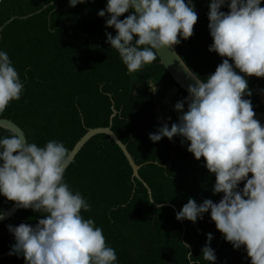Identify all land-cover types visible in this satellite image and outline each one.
Masks as SVG:
<instances>
[{"label": "trees", "instance_id": "1", "mask_svg": "<svg viewBox=\"0 0 264 264\" xmlns=\"http://www.w3.org/2000/svg\"><path fill=\"white\" fill-rule=\"evenodd\" d=\"M106 3L85 0L72 7L68 0H0V28L16 18L3 29L0 50L8 53L24 85L21 98L11 101L0 119L18 125L28 142L43 146L48 140L62 141L69 153L90 129L108 127L114 109L112 131L141 166L139 175L156 203L179 212L189 198L197 204L206 198L218 202L223 194L212 192L215 175L204 167L203 157L197 161L187 151V141L182 145L181 137L171 141L162 137L158 142L149 139V133L159 126L148 84L176 88L177 101L187 93L176 85L157 55L141 70L127 72L117 51L106 43V32L115 35L114 29L105 27L109 14L97 15ZM193 3L197 14L193 33L174 48L192 72L206 79L224 58L208 51L212 43L207 27L210 0ZM221 11L228 8L223 6ZM247 81L252 95L245 98L251 100L254 111L264 112V77L250 76ZM169 117L171 127L177 122L174 107ZM8 134L0 128V136ZM132 174L119 147L108 136L97 135L64 175L70 188L90 205L81 214L102 229L106 244L115 249L117 264H188L183 243L190 246L194 264H208L201 255L206 233L213 236L209 246L215 264H249L244 247L234 249L226 242L208 213L195 223L182 220V225L172 207L151 204L146 188ZM13 204L0 196L3 213ZM41 215L20 209L14 218L1 223L0 254L15 243L6 225L34 226ZM0 264H24V259L11 255L0 259Z\"/></svg>", "mask_w": 264, "mask_h": 264}, {"label": "clouds", "instance_id": "2", "mask_svg": "<svg viewBox=\"0 0 264 264\" xmlns=\"http://www.w3.org/2000/svg\"><path fill=\"white\" fill-rule=\"evenodd\" d=\"M261 2L210 0L208 51L224 59L206 79L187 70L193 82L187 96L174 104L181 113L178 121L149 133L152 142L162 137H181L182 145L187 141V151L197 161L203 157L204 167L215 175L213 194H223L218 202L206 198L197 204L189 198L175 218L195 223L208 213L226 242L234 249L244 247L249 264H264V125L254 118L251 100L245 98L252 95L247 77H264ZM81 3L85 0H68L72 7ZM223 6L227 12L221 11ZM129 9L131 13L119 19ZM106 13L105 27L115 30L114 36L105 33L106 43L117 51L128 73L152 63L161 48L187 40L197 22L193 0H107L97 15ZM148 85L155 93V84ZM23 88L8 53L0 50V114L21 98ZM68 156L62 141L38 146L11 129L0 136V196L18 208L43 213L34 226L6 225L15 241L8 254L22 256L24 264H117L102 229L81 214L90 205L64 180ZM3 215L0 210V218ZM205 235L202 258L215 264L209 246L213 236ZM183 245L188 264H194L190 246Z\"/></svg>", "mask_w": 264, "mask_h": 264}, {"label": "water", "instance_id": "3", "mask_svg": "<svg viewBox=\"0 0 264 264\" xmlns=\"http://www.w3.org/2000/svg\"><path fill=\"white\" fill-rule=\"evenodd\" d=\"M16 18H11L4 26L0 28V38L1 33L6 25L11 23ZM157 56L160 60V64L165 68V70L168 72L170 77L174 80L176 85L181 88L184 92L187 93V86L192 83L193 81L188 77V71H191L187 65L184 63L174 46L167 48L163 47L161 48ZM188 70V71H187ZM254 111V110H253ZM255 116L254 118L257 119L261 125H264V112H258L254 111ZM117 115V112L113 109V114L110 118V124L108 127L105 128H96V129H90L74 146V148L69 152L68 159L70 160V163L68 164L67 168L74 162L76 156L79 154V152L82 150V148L95 136L97 135H106L112 140L122 151L125 158L127 159L131 169H132V178L139 180L143 186L146 188L148 192V197L151 202V204L154 205L155 208H164L169 207L168 204H158L154 201L151 189L149 186L141 179L139 175V170L141 166H138L135 161L133 160L131 154L128 152L127 147L120 141V139L116 136V134L112 131V124L113 119ZM0 128L9 131L14 130L21 138L23 139V136H25L22 129L16 125L14 122L8 119H0ZM66 168V170H67ZM172 209L177 213L178 210L173 207ZM21 208H18L15 203L6 211L4 212L3 218H0V224L8 221L15 217V215L19 212ZM180 223L183 225V222L180 221ZM185 232V231H184ZM10 251V250H9ZM9 251H7L4 254H0V259L9 258L11 255H9Z\"/></svg>", "mask_w": 264, "mask_h": 264}, {"label": "rangeland", "instance_id": "4", "mask_svg": "<svg viewBox=\"0 0 264 264\" xmlns=\"http://www.w3.org/2000/svg\"><path fill=\"white\" fill-rule=\"evenodd\" d=\"M156 92L153 93L156 103V120L158 126H162L164 123H167L170 127V122L168 120L171 113V109L174 107V104L177 102L175 100L176 88H170L165 85V83H160L155 85ZM264 101V99H263ZM181 113L174 110V120L178 121V117ZM251 177V173H249Z\"/></svg>", "mask_w": 264, "mask_h": 264}]
</instances>
